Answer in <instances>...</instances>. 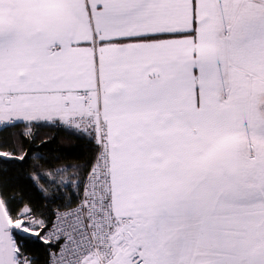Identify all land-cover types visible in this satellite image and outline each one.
<instances>
[{"label": "snow or ice", "instance_id": "6c2138e0", "mask_svg": "<svg viewBox=\"0 0 264 264\" xmlns=\"http://www.w3.org/2000/svg\"><path fill=\"white\" fill-rule=\"evenodd\" d=\"M34 249L264 264V0H0V264Z\"/></svg>", "mask_w": 264, "mask_h": 264}, {"label": "trees", "instance_id": "16d2710c", "mask_svg": "<svg viewBox=\"0 0 264 264\" xmlns=\"http://www.w3.org/2000/svg\"><path fill=\"white\" fill-rule=\"evenodd\" d=\"M37 135L39 137L37 143H39L40 140L44 138L55 137L54 140H50V143L47 145V147L40 149V153L43 154L46 159L51 160L54 156L60 155L66 157L69 162L71 161L72 157L75 154V150L72 147V145L78 143L77 141H72V143L69 144L63 132L57 131L56 129H52V128H40L37 130ZM24 146L28 147L27 144H25ZM25 167L28 168L29 166L26 165ZM41 171H43V168L41 169ZM9 175L13 179V181L16 182L15 174L10 173ZM37 202L39 206L47 207L49 210L54 209L56 204L61 203L60 201H56L55 204L46 203L45 201L42 200H38ZM34 251L37 252V255L40 258V264H43V260H44L43 251L37 249H34Z\"/></svg>", "mask_w": 264, "mask_h": 264}]
</instances>
